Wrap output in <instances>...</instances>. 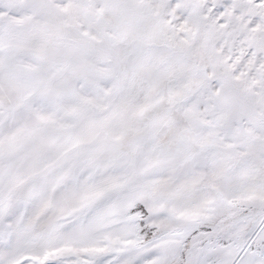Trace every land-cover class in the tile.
Segmentation results:
<instances>
[{
    "label": "snow or ice",
    "instance_id": "obj_1",
    "mask_svg": "<svg viewBox=\"0 0 264 264\" xmlns=\"http://www.w3.org/2000/svg\"><path fill=\"white\" fill-rule=\"evenodd\" d=\"M0 264H264V0H0Z\"/></svg>",
    "mask_w": 264,
    "mask_h": 264
}]
</instances>
